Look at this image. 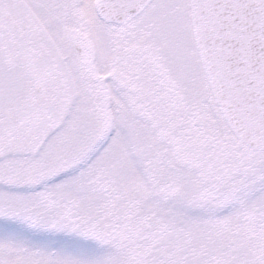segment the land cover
<instances>
[{"label": "snow or ice", "instance_id": "snow-or-ice-1", "mask_svg": "<svg viewBox=\"0 0 264 264\" xmlns=\"http://www.w3.org/2000/svg\"><path fill=\"white\" fill-rule=\"evenodd\" d=\"M0 264H264V0H0Z\"/></svg>", "mask_w": 264, "mask_h": 264}]
</instances>
